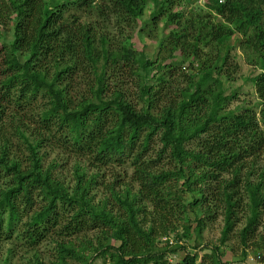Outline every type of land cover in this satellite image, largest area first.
Wrapping results in <instances>:
<instances>
[{"label": "trees", "instance_id": "16d2710c", "mask_svg": "<svg viewBox=\"0 0 264 264\" xmlns=\"http://www.w3.org/2000/svg\"><path fill=\"white\" fill-rule=\"evenodd\" d=\"M190 1L196 3L194 7L174 12L177 0H109L106 7L96 6V0H0V28L9 31L0 34V135L8 117L6 105L26 113L28 106L40 100L35 123L46 132L54 131L62 147L90 157L96 165L131 167L153 215L144 223L138 211L129 208L126 221L113 229L115 222L109 217L85 210L81 200L69 196L42 170L38 145L21 135L30 152V168L24 171L9 157L8 140L0 141V242L16 234L35 246L58 228L62 217L71 214L60 235L100 228V223L111 229V235L105 234L119 246L107 247L103 253L110 264H172L169 254L181 248L168 254L156 250L155 226L165 225L175 214L186 219L188 209L193 208L200 230L202 221L214 217L222 205V244L232 231L236 210L244 207L248 216L239 233L240 243L264 249V226L263 233L258 232L264 213V174L257 175L256 184L247 177L264 161V0H203L202 6L197 4L201 0H187V5ZM149 3L153 22L163 17L162 29L168 31L163 42L169 39L173 51L180 50V59L171 56V64L156 67L166 69L156 79L151 75L154 61L143 55L136 58L126 47L111 48L105 36L76 14L96 8L100 17L112 16L119 27H131ZM189 38L192 44L185 54ZM208 46L215 48V54L204 60L201 50ZM235 48L247 53L257 73L250 81L258 111L225 108L236 95L225 96L221 86V79L232 81L228 66H232L230 51ZM187 58L188 67L198 65L195 74L176 71ZM125 66L139 78V108L120 91L110 94L107 70ZM87 69L94 77V84L87 85L90 98L76 105L70 94L74 89L69 87L77 73ZM180 79H184L183 87L175 95L170 93L173 80ZM148 80L155 82V90L147 86ZM160 105L161 113L154 114L152 110ZM163 159L169 169L158 171ZM169 178L174 186L168 184ZM198 184L201 189L193 188ZM34 194L49 201L28 217L26 207L32 205ZM59 249L70 251L63 245ZM210 250L204 258L211 264H228L222 262L226 250L218 245ZM196 260L197 255L186 253L176 264H196ZM59 264L68 263L60 260Z\"/></svg>", "mask_w": 264, "mask_h": 264}, {"label": "rangeland", "instance_id": "374dc122", "mask_svg": "<svg viewBox=\"0 0 264 264\" xmlns=\"http://www.w3.org/2000/svg\"><path fill=\"white\" fill-rule=\"evenodd\" d=\"M177 2L179 7L172 9L174 12H186L196 4L194 1H190L187 5V0H177ZM203 3V0L197 2L201 6ZM109 4V0H96V6L99 7H106ZM152 11L153 5L149 3L143 16L134 22L131 27H119L116 24V19L112 16H108V18L100 17L96 8L84 13L76 11V14L80 16L82 23L89 24L95 28L98 34L105 36L111 48L120 50L122 47H126L136 55V58L143 55L154 61L155 66L152 68L151 75L156 79L158 75L166 71L165 68L157 70L156 67L171 64L173 62L171 56L180 59V50L173 51L169 39L163 42V38L168 34V31L164 32V29H162L163 17L153 22L151 19ZM71 12L75 13L73 9ZM218 21L216 20V22ZM5 32L8 33L9 31L0 28L1 35ZM191 44L192 40L189 38L186 41L185 54L189 53V47L187 46ZM201 51L200 57L202 59L209 54H215V48L212 46H208ZM230 58L232 66H228V68L232 81L225 83L224 79H221V86L225 96H229L232 92H235L236 95L234 100L225 107L226 110H235L241 107L258 111V99L250 81L257 74L254 66L249 63L247 53L240 48L232 49ZM183 63L178 66L176 71L184 75L197 72V64L192 67L187 66L188 58ZM107 76L109 77L107 85L111 91L110 94L114 90L120 91L132 105L137 108L142 106L138 90L139 78L132 74V70L128 66L119 69H108ZM77 77L74 79L76 82L71 83L69 87L74 89V92H70V94L73 95L74 99L72 101L76 105L82 98H90L87 85L92 86L94 84V77L89 69L84 73L78 72ZM81 79L85 80L81 82ZM183 80H173L174 88L171 89L170 93L174 92L175 95L176 91L183 87ZM146 84L152 90L157 88L155 82L151 80H148ZM41 103L38 100L35 105L28 106V112L26 113H22L19 108L15 110L13 106L6 105L5 110L8 117L3 122L0 141L8 140L7 153L9 157L16 161L23 171L30 168V152L22 139L21 135H23L28 138L29 142L32 144L35 142L38 145L37 157H39L42 170L49 172L53 181L61 185L69 196L75 195V199L81 200L86 205L85 210L97 211L109 217L115 222L113 229H116L115 226L119 222L126 221L129 208L138 211V219H144V223L153 219V215L151 216L152 207L142 199L139 193L140 187L133 178V169L128 165H96L90 157L77 155L69 151L68 148L62 147L56 142L58 137L54 131L52 133L46 132L40 127L39 123H35ZM162 109L163 105H160L159 109L152 110V112L159 114ZM161 147L162 145L158 143V149ZM153 158L155 157L153 156ZM160 163L157 167L158 171L169 169V165L165 164L164 159ZM254 170L257 171L254 174L252 171L247 177L250 178L251 183L256 184L259 181L257 175L264 174V161L259 162ZM174 182L173 178L168 179L169 185L174 186ZM193 188L199 190L201 186L198 184ZM186 197L188 198V196ZM186 197L184 199L187 203ZM32 201V205L26 207L27 211H30L28 217L33 212H38L46 206L49 198L44 200L43 196L38 197L37 194H34ZM222 207V205H219V210L214 217L211 219L205 218L202 221L204 225L200 230L194 220L193 208L188 209L186 219L179 214H175L169 217V222L165 225L155 226L156 235H153V240L156 250L168 254V251L180 247L181 249L169 254L168 261L172 264L179 263L186 253L197 255L196 264H211L209 258L204 257H209L211 254L210 249L218 245L222 250H226L224 260H222L223 263L264 264V249H254L252 246L246 248L240 243L239 233L244 228L248 216V213L244 211V207H239L236 210L232 231L222 244L221 233L224 226V219L221 214ZM210 211H214L213 207ZM86 216H89V214ZM26 218L22 219L21 224L26 221ZM70 219L71 214L62 217L58 228L49 232L45 240L35 246H29V244L17 238L16 234L11 239L0 242V264H35L37 262L59 264L60 260H65L68 264H110L108 255L104 257L103 253L107 247L119 246L117 241L109 239L105 234L107 232L111 235V229L100 223V228L78 232L63 230V234L60 235L59 229L65 226ZM260 224L262 227L259 226L258 232L262 234L264 213ZM187 228L189 231L186 230ZM186 232L188 236L184 237ZM60 245L70 249L68 254L59 249Z\"/></svg>", "mask_w": 264, "mask_h": 264}, {"label": "clouds", "instance_id": "9594fccd", "mask_svg": "<svg viewBox=\"0 0 264 264\" xmlns=\"http://www.w3.org/2000/svg\"><path fill=\"white\" fill-rule=\"evenodd\" d=\"M220 2H222V0H220Z\"/></svg>", "mask_w": 264, "mask_h": 264}]
</instances>
